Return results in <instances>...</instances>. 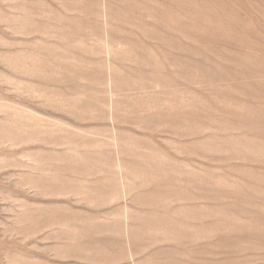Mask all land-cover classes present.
Listing matches in <instances>:
<instances>
[{
	"label": "rangeland",
	"instance_id": "1",
	"mask_svg": "<svg viewBox=\"0 0 264 264\" xmlns=\"http://www.w3.org/2000/svg\"><path fill=\"white\" fill-rule=\"evenodd\" d=\"M0 264H264V0H0Z\"/></svg>",
	"mask_w": 264,
	"mask_h": 264
}]
</instances>
